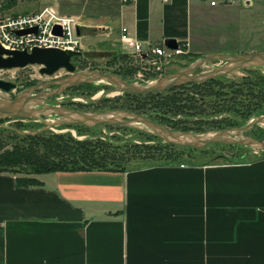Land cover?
Masks as SVG:
<instances>
[{
  "label": "crops",
  "instance_id": "obj_1",
  "mask_svg": "<svg viewBox=\"0 0 264 264\" xmlns=\"http://www.w3.org/2000/svg\"><path fill=\"white\" fill-rule=\"evenodd\" d=\"M204 8L120 2L115 41L190 44ZM38 178L0 173V264H264V155Z\"/></svg>",
  "mask_w": 264,
  "mask_h": 264
},
{
  "label": "rangeland",
  "instance_id": "obj_2",
  "mask_svg": "<svg viewBox=\"0 0 264 264\" xmlns=\"http://www.w3.org/2000/svg\"><path fill=\"white\" fill-rule=\"evenodd\" d=\"M117 1L120 3V0H0V7L6 5L0 10V14H27L50 6L63 15L74 17L80 26L82 45V56L72 60L77 68L76 73L98 71L115 74L125 78L129 83L140 86L189 68L209 54L244 56L264 53V0H256L252 7L238 4L202 9L200 14L194 17L189 44L190 54L174 57L155 66L138 60L124 48L121 41H115L118 33L112 22L119 10ZM225 64L226 62L221 59H211L192 75H204ZM70 75L64 69L54 76L40 74L39 66L20 69L16 72L18 88L11 94L1 92L0 98L14 99L32 87L50 84ZM262 78H264V68L254 67L234 70L213 78L218 83L216 87H199L205 92L210 89L214 93L206 96V104L201 106L204 110L203 114H196L193 110V112L177 116L174 114L172 117V113H169L167 119L171 123L167 120L165 123L180 131L184 127L189 128L191 130L189 132L198 134L243 127L255 117L264 116V97L261 102V95H264V87H262L264 82L260 80ZM221 84L225 87H221ZM254 84H258V87H252ZM56 89L58 86L53 85L38 89L34 93L40 94ZM124 94L113 92V87L104 82H95L70 87L59 94L49 96L48 100L62 107L82 112L100 113L112 110L131 112L126 109L129 102ZM200 97L201 95H197L190 102L194 103L200 100ZM50 102L44 104L47 105ZM42 118L40 120L31 117L6 119L0 124L2 125L0 126V138L13 144L18 141V137L38 131H41L38 134H43L44 138L48 139L55 136H70L78 141H84L100 137L111 140L121 153L128 152V157L136 152V146L161 147V150L141 149L142 154H134L142 156L143 153L150 151L155 153V156L152 161L143 163V165H132L133 169L146 165L204 162L220 157L238 161L245 157L264 155L261 150L231 144L212 145L203 149L164 147L167 143L158 137L153 138L154 135L141 125L129 127L71 124L43 131L46 126L45 121L53 122L59 117L44 116ZM164 126L167 127V125ZM16 129L19 130L16 131ZM171 130L174 129L171 128ZM242 137L264 141V124L256 125Z\"/></svg>",
  "mask_w": 264,
  "mask_h": 264
},
{
  "label": "water",
  "instance_id": "obj_3",
  "mask_svg": "<svg viewBox=\"0 0 264 264\" xmlns=\"http://www.w3.org/2000/svg\"><path fill=\"white\" fill-rule=\"evenodd\" d=\"M56 32L60 31L56 30ZM77 32L80 34V29H78ZM164 44L170 49H177L179 46L178 41L175 39H167ZM4 55H6L7 58H4ZM81 56V51L73 52L35 48L31 52H9L0 47V70L22 69L29 65H38L41 66L40 74L42 75L54 76L63 69L71 74L67 78L50 84L32 87L14 99L0 98V120L19 117H31L39 120L43 119L42 117L44 116L59 117V119L53 122L45 121L46 126L43 131L53 127L71 124L86 126L123 125L129 127L141 125L148 132L160 138L165 143L181 148L203 149L212 145L231 144L250 147L264 152V141L251 137H242L243 134L251 131L256 125L264 124V116L255 117L247 125L240 128L197 134L194 132L171 130L143 114L121 110L100 113L82 112L62 107V105L54 104L48 100L49 96L59 94L70 87L95 82H104L112 86L113 92L115 93H130L140 96L163 93L181 84L203 83L238 69H249L252 67L263 69L264 53L244 56L209 54L198 60L189 68L173 75L160 78L144 86L129 83L124 78L115 74L101 73L98 71L76 73L77 68L72 60ZM211 59H221L225 61L226 64L204 75H192L194 71L198 68H202L204 64ZM53 85H57L58 89L40 94L34 93L38 89ZM17 88L18 85L16 83L0 80V90L6 94L13 93ZM46 102H50V104H44ZM40 132L41 131L26 133V135H34Z\"/></svg>",
  "mask_w": 264,
  "mask_h": 264
},
{
  "label": "trees",
  "instance_id": "obj_4",
  "mask_svg": "<svg viewBox=\"0 0 264 264\" xmlns=\"http://www.w3.org/2000/svg\"><path fill=\"white\" fill-rule=\"evenodd\" d=\"M5 6L2 5L0 10ZM260 80L264 82V78ZM256 82L258 83V81ZM263 84L261 83V85ZM217 85L215 79H210L203 83L181 84L166 92L146 96L125 93L124 96L129 102L126 109L133 113L143 114L155 122L169 127L170 124L165 123L166 120L171 123L167 119L169 113H172V117L174 114L177 116L193 112V110L196 111V114H203L204 110L201 106L206 104V96L214 93L210 89L205 92L199 87H216ZM221 87L225 86L221 84ZM252 87H258V84H254ZM197 95H201L200 100L191 103L190 100L193 101ZM261 96L262 102L264 95ZM258 99L260 98L258 97ZM2 121L4 120H0V124ZM171 128L174 131H180L178 128L169 127V129ZM182 129V132L191 131L189 128L182 127ZM18 138V141L13 144L0 138V173L15 175L20 187L39 186L42 182L38 177L54 172H127L133 169L131 166L134 164L143 165V163L153 160L155 153L150 151L143 153L142 156L134 155L142 154L141 149L161 150L160 146H136V152L134 151L135 153L128 157V152L121 153L111 140L100 137L84 141H78L70 136H55L48 139L44 138L43 134L24 135ZM153 138L157 137L153 136ZM164 147L177 146L166 144ZM220 158L226 159L225 157Z\"/></svg>",
  "mask_w": 264,
  "mask_h": 264
},
{
  "label": "built area",
  "instance_id": "obj_5",
  "mask_svg": "<svg viewBox=\"0 0 264 264\" xmlns=\"http://www.w3.org/2000/svg\"><path fill=\"white\" fill-rule=\"evenodd\" d=\"M135 0H120L122 4L132 3ZM166 1V0H164ZM211 7H228L233 5L250 6L254 0H200ZM80 29L76 19L63 15L55 8L47 6L40 11L19 14H0V47L9 52H31L33 49H55L61 51H81ZM56 30L60 32H56ZM120 41L126 50L138 60L151 65H160L174 57L189 53V44L180 43L177 49L162 46L145 45L133 38L127 28H123ZM4 58H7L4 55ZM38 65H29L23 70ZM41 66H39L40 73ZM17 69L0 70V80L16 83ZM17 84V83H16ZM2 91L0 90V93Z\"/></svg>",
  "mask_w": 264,
  "mask_h": 264
}]
</instances>
